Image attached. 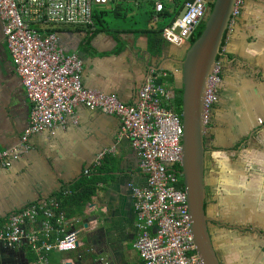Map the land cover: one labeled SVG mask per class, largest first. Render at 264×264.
Returning <instances> with one entry per match:
<instances>
[{
    "label": "crops",
    "instance_id": "obj_1",
    "mask_svg": "<svg viewBox=\"0 0 264 264\" xmlns=\"http://www.w3.org/2000/svg\"><path fill=\"white\" fill-rule=\"evenodd\" d=\"M131 1L137 5L139 0ZM127 2L114 0L116 19L133 16L127 12L122 16L117 14ZM214 2H209L210 10ZM145 4L150 6L145 12L148 20L141 15L138 29L117 26L97 34L85 26L63 25L51 29L59 37L65 55L83 61L82 82L86 90L134 105L152 72L174 74L171 80L175 81L176 89L182 90V69L174 62L183 60L187 49L182 55L184 49L166 41L160 50L151 46L147 32L161 29H150L151 23H158L161 17L149 2ZM222 51L225 53L223 77L224 81L225 77L229 79L228 88H237L236 78L240 77L245 92L250 88L251 95L249 102L244 99L243 108L236 116L243 122V137L248 141L238 147L239 137L235 138L230 148L237 152L224 153L217 165L229 172L227 177L234 183L249 175L248 189L254 197L253 185L264 186V0H244L241 15L233 24L231 21L225 34ZM235 106L236 100L234 109ZM31 110L0 19V152L22 150L20 160L9 168L0 167V223L28 204L53 200L63 204L78 192L83 180H88L95 191L84 207L60 206L68 226L79 231L80 247L71 253L52 251L50 264H99L101 258L107 264H143L134 248L137 231L130 185L146 186V176L138 154L120 136L119 120L81 106L66 118L64 126L25 142ZM220 122L213 117L212 132ZM217 133L220 137V131ZM225 141L221 136L219 143ZM242 154L249 155L250 160H241ZM87 171L91 173L86 174ZM243 209L239 208L236 219ZM222 212L226 214V210ZM231 232L240 236L235 240L230 234L234 251L221 244L231 255L220 256L213 242L224 264H264V237L254 235L246 239L245 234ZM35 259L36 253L26 243L14 249L0 245V264H32Z\"/></svg>",
    "mask_w": 264,
    "mask_h": 264
},
{
    "label": "built area",
    "instance_id": "obj_2",
    "mask_svg": "<svg viewBox=\"0 0 264 264\" xmlns=\"http://www.w3.org/2000/svg\"><path fill=\"white\" fill-rule=\"evenodd\" d=\"M113 1L0 0V19L8 51L32 105L24 141L64 126L66 118L81 106L118 119L120 136L138 154L146 176V186L130 185L137 231L134 248L143 264H204L194 243L193 219L183 185L184 131L181 115L174 108L176 95L169 83L175 75L150 73L137 103L125 105L114 96L84 88L83 61L77 56L67 57L60 49L59 37L51 30L70 25L94 31L96 8ZM148 1L157 15L166 5L170 11L175 10L176 0ZM181 1V8L162 33L167 43L178 48L185 46L207 21L211 0ZM242 4L244 0H236L232 24L241 15ZM184 6L186 11L180 16ZM223 68L222 57L204 95L203 117L207 129L213 107L219 101ZM21 154L19 148L1 151L0 167L9 168L21 159ZM60 206L56 200L38 202L11 215L0 223V245L14 249L26 243L37 255L32 264H50L52 251H77L79 231L68 226ZM99 264L107 262L101 258Z\"/></svg>",
    "mask_w": 264,
    "mask_h": 264
},
{
    "label": "water",
    "instance_id": "obj_3",
    "mask_svg": "<svg viewBox=\"0 0 264 264\" xmlns=\"http://www.w3.org/2000/svg\"><path fill=\"white\" fill-rule=\"evenodd\" d=\"M236 0H215L198 39L189 45L184 59L174 62L182 69L183 185L193 219L197 254L204 264H222L214 246L205 210V138L203 99L221 55ZM186 11L184 6L180 12Z\"/></svg>",
    "mask_w": 264,
    "mask_h": 264
},
{
    "label": "flooded vegetation",
    "instance_id": "obj_4",
    "mask_svg": "<svg viewBox=\"0 0 264 264\" xmlns=\"http://www.w3.org/2000/svg\"><path fill=\"white\" fill-rule=\"evenodd\" d=\"M191 39L183 48L184 50L188 49L189 45L191 44ZM236 92L237 90L233 88V92H229L227 98H225V89L221 88L219 101L213 107V111L221 107L223 102H228L230 108L228 113L231 114L234 110L233 99L235 98ZM229 119L230 121L228 122V125L226 126L227 128L225 129L227 132L230 130V135L226 138V141L229 143V145H231V142L235 138L239 137L237 138L239 139L238 147H242L244 142L248 141V138L244 139L243 137V122L236 117L232 118V116ZM212 127L211 129H213ZM218 137L219 135L215 130L214 132L211 131L210 138H205V210L208 216V226L211 232L212 240L215 242L214 234L218 232L221 227L226 228L230 232L234 231L245 234L246 239H251V237L254 235H257L258 237H264V186H261L259 183H255L253 187L256 190V196L252 197L250 195V189H248L251 185L249 175L247 178L242 176L238 183L232 182L231 178L227 177L229 172L219 168L217 163L224 156L222 153L232 154L236 153L237 151L234 148L225 150V148L222 146L226 147L227 145H221L218 141ZM236 159H238V156ZM210 162L212 172L208 173L207 167ZM235 185L236 187H234ZM241 206L245 209H243L239 217L236 219L235 217L237 211H239ZM209 207L212 208L211 211L218 210L220 213L215 214L212 211V216H210ZM224 210H226V214L225 212H222ZM253 217L254 221H252ZM243 223H246L247 226L250 224L251 226L246 227ZM217 248L219 251H221L222 257L225 258L227 250L223 248L221 244L218 245ZM222 257L221 263L224 264Z\"/></svg>",
    "mask_w": 264,
    "mask_h": 264
},
{
    "label": "rangeland",
    "instance_id": "obj_5",
    "mask_svg": "<svg viewBox=\"0 0 264 264\" xmlns=\"http://www.w3.org/2000/svg\"><path fill=\"white\" fill-rule=\"evenodd\" d=\"M125 1H129V2H127L125 7H128V8L132 9V10L129 11V15H133V16L127 18L126 20H120V19H116L115 18L114 15L116 13H115L114 9L116 7L115 6L116 4H112V5L107 7V8H110L111 11H110L109 14L105 15V19H107V21H112V24H111V28L112 29H115V27H117V26H123L124 28L131 29V30L138 29V26L140 25L138 21H141V18H140L141 15L142 16H146V20H148L147 14L145 12L150 9V6L148 4H145L146 0H139V1L138 0H134V1H138L137 5H139V7H137V5L134 4L131 0H125ZM171 20H172L171 17H166V18H162L161 17L160 21L158 23H151V25H150L151 28L150 29H154V30H156L157 28H161L162 29L164 26L169 24L171 22ZM183 48H178V49H183ZM184 51L185 50L181 51L182 55H183ZM224 65H225V62H224ZM236 79H237V81H236L235 85H236L237 88H235V89L237 90V92H236L235 98L233 99V100H236V106H235V109L233 110V112L231 114L228 113L229 110H230L228 102H223L221 107L217 108L216 110H214L212 112V116L214 118H216V119H219L221 121L220 123L217 124L219 126L215 129L216 131H220V133H221L220 137H218V141L219 142H220L221 136H224L225 139H226L230 135V130L227 132L226 129H225V128H227L226 126L228 125V122L230 121L229 118H231V116H232V118H235L238 115V113L240 112V110H242L244 99H246L248 102L250 101V97H248L249 94L251 95L250 88H246L247 91L245 92V88H243L245 86L243 78L237 77ZM228 80L229 79L225 77V81H224V83L222 85V88L225 89V94H224L225 98H227L229 92H233V88H228V82H229ZM175 87L176 86L173 85L172 86V90L177 92V90H179V89H176ZM175 104H176V101L174 102V106H175ZM213 117L210 119V122H209L210 125L208 126V129H207L206 138H210V136H211V127H212L211 124L213 122ZM224 144L227 145L226 147L222 146L223 148H225V150L231 149L230 145H229V143L227 141H225ZM227 155H229V154L227 153ZM240 158L244 162L250 160V156L249 155L242 154L240 156ZM207 171H208V173L212 172V170H211V162L208 164ZM211 209L212 208L209 207L210 216H212V211H213V210L211 211ZM213 212L215 214H219L220 213V211H218V210H215ZM243 224L246 227H250L251 226L250 224L248 226L246 225V223H243ZM219 232H220V234L217 235ZM230 234L233 235L235 240H238L240 238V236H236L232 232L227 230L226 228L221 227V229H219L218 232H216L214 234L215 245L218 246L220 244H224V246L226 247L227 250L234 251V248L231 247L232 241L230 239ZM218 252H219V255H220L221 251L218 250ZM227 254L231 255V253H227Z\"/></svg>",
    "mask_w": 264,
    "mask_h": 264
},
{
    "label": "trees",
    "instance_id": "obj_6",
    "mask_svg": "<svg viewBox=\"0 0 264 264\" xmlns=\"http://www.w3.org/2000/svg\"><path fill=\"white\" fill-rule=\"evenodd\" d=\"M147 2H149V1L147 0L146 3ZM122 5H123V3H122ZM181 5H182V1L176 0V4H174V9H175L174 11H170L169 6L166 5L165 10L162 13H160L159 16L162 18H166V17L174 18L178 9L181 8ZM108 6H105V7L100 6V7L96 8L95 14H94V22H95V29L96 30L93 32V34H97L100 32L110 30L112 21H107V19H105V15L109 14L111 11L110 8H107ZM137 7H139V6H137ZM130 10H132V9L128 8V7H124V9L117 10V14H118V16L125 15L126 12L129 14ZM152 10H153V8H152ZM151 16H152V13H151ZM204 25L205 24L200 26L199 29L196 31V33L194 34V36L191 39V44L194 43L196 41V39H198L200 37V35L204 29ZM162 33H163V28L158 29L156 31L147 32V34L151 37V46H153V48H158L160 50L162 48L163 44L166 43L162 37ZM170 81H169V83H171L172 85L175 84L174 80L170 79ZM175 95H176V99H175L176 104H175L174 108H175V111L179 115H181L183 90H180V89L177 90V92H175ZM88 179H90V178H88ZM94 191H95V189L93 187H91L89 181L83 180L82 183L78 185V192H76V194H74L73 197L66 199V201L63 204L61 202V206L77 207V208L84 207L85 204L88 202V199L90 198V196L94 194Z\"/></svg>",
    "mask_w": 264,
    "mask_h": 264
},
{
    "label": "clouds",
    "instance_id": "obj_7",
    "mask_svg": "<svg viewBox=\"0 0 264 264\" xmlns=\"http://www.w3.org/2000/svg\"><path fill=\"white\" fill-rule=\"evenodd\" d=\"M114 2V1H113ZM113 2L110 4V5H112L113 4ZM109 5V6H110ZM108 6V5H107ZM211 11V10H210ZM210 13V12H209ZM209 17V16H208ZM231 19H232V16H231ZM207 22V21H206ZM205 22V23H206ZM204 23V24H205ZM230 23H231V21H230ZM90 30V29H89ZM96 30V29H95ZM94 30V31H95ZM91 31V30H90ZM94 31H91V32H94ZM224 56H225V54L224 55H222V51H221V55H220V57L218 58V60H217V62L223 57L224 58ZM223 75H224V68H223ZM223 83H224V77H223ZM223 85V84H222ZM222 88V87H221ZM175 92V91H174ZM140 93V92H139ZM95 169V168H94ZM91 173V171L89 172V171H87V173L86 174H90ZM33 204V203H32ZM28 205H31V204H28Z\"/></svg>",
    "mask_w": 264,
    "mask_h": 264
}]
</instances>
